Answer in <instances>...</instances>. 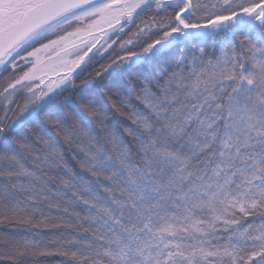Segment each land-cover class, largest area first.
Listing matches in <instances>:
<instances>
[{"label": "snow or ice", "instance_id": "snow-or-ice-1", "mask_svg": "<svg viewBox=\"0 0 264 264\" xmlns=\"http://www.w3.org/2000/svg\"><path fill=\"white\" fill-rule=\"evenodd\" d=\"M0 264H264V0H0Z\"/></svg>", "mask_w": 264, "mask_h": 264}]
</instances>
